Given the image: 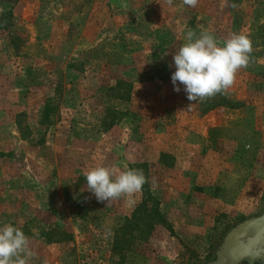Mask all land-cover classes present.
<instances>
[{
	"label": "rangeland",
	"instance_id": "obj_1",
	"mask_svg": "<svg viewBox=\"0 0 264 264\" xmlns=\"http://www.w3.org/2000/svg\"><path fill=\"white\" fill-rule=\"evenodd\" d=\"M189 30L252 40L228 95L174 91ZM101 165L147 182L107 206L83 176ZM262 211L264 0H0V227L18 217L29 264L205 262Z\"/></svg>",
	"mask_w": 264,
	"mask_h": 264
},
{
	"label": "clouds",
	"instance_id": "obj_2",
	"mask_svg": "<svg viewBox=\"0 0 264 264\" xmlns=\"http://www.w3.org/2000/svg\"><path fill=\"white\" fill-rule=\"evenodd\" d=\"M164 2L171 7L174 0ZM183 3L195 8L199 0H183ZM231 6L236 7L235 4ZM186 41L173 54L176 70L171 75V82L174 91L179 93L183 85L188 101L194 103L204 102L217 94L228 95L237 73L250 65L253 52L250 37L243 33H232L219 42L208 32H201L197 36L189 30ZM194 103H189L187 109L191 110ZM83 176L87 190L98 202H107V206L113 201L140 193L147 182L142 169L117 171L103 165L85 170ZM35 255L30 238L19 227L12 224L0 227V264H29V259ZM42 264H48L47 259Z\"/></svg>",
	"mask_w": 264,
	"mask_h": 264
},
{
	"label": "water",
	"instance_id": "obj_3",
	"mask_svg": "<svg viewBox=\"0 0 264 264\" xmlns=\"http://www.w3.org/2000/svg\"><path fill=\"white\" fill-rule=\"evenodd\" d=\"M192 264H264V211L231 227L210 260Z\"/></svg>",
	"mask_w": 264,
	"mask_h": 264
},
{
	"label": "trees",
	"instance_id": "obj_4",
	"mask_svg": "<svg viewBox=\"0 0 264 264\" xmlns=\"http://www.w3.org/2000/svg\"><path fill=\"white\" fill-rule=\"evenodd\" d=\"M115 97L116 98H125V94L123 93H119V92H117L116 94H115ZM109 112L111 111V115L109 116V118H110V121L106 124V125H104L103 127H102V129H108V128H110L113 124H115L116 123V121L118 120V116L117 115H119L120 113H119V111H117V110H115V109H112V110H109V109H107Z\"/></svg>",
	"mask_w": 264,
	"mask_h": 264
},
{
	"label": "crops",
	"instance_id": "obj_5",
	"mask_svg": "<svg viewBox=\"0 0 264 264\" xmlns=\"http://www.w3.org/2000/svg\"><path fill=\"white\" fill-rule=\"evenodd\" d=\"M29 173H30V175H31V177L33 178V180L35 181V183H36V180L34 179L35 177H36V173L32 170V168L29 170ZM6 197H5V200H11V196H9V195H5ZM18 206V205H17ZM20 210V209H19ZM18 210V208H17V211H16V213H15V215H19V211ZM18 217L17 216H15L14 218H13V221L15 222L14 223V226L16 227L17 226V224H19V219H17Z\"/></svg>",
	"mask_w": 264,
	"mask_h": 264
}]
</instances>
